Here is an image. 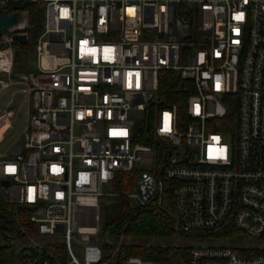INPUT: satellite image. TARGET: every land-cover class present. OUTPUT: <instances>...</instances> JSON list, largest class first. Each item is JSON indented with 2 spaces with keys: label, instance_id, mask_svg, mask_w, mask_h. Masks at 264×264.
Masks as SVG:
<instances>
[{
  "label": "built area",
  "instance_id": "1",
  "mask_svg": "<svg viewBox=\"0 0 264 264\" xmlns=\"http://www.w3.org/2000/svg\"><path fill=\"white\" fill-rule=\"evenodd\" d=\"M25 2L42 9L43 27L24 73L11 76L13 52L0 50V88L17 85L22 95L16 111H0L1 135L27 108L21 142L0 155V193L28 208L35 234L50 240L42 246L23 229L32 246L18 253L21 264L118 257L121 242L93 240L96 211L105 187L135 164L148 169L138 171L131 203L155 209L171 193L175 231L203 244L187 248L186 264H264V246L231 236L264 243V0H0V7ZM4 14L20 21L0 33L3 43L15 34L28 41L27 12ZM141 128L152 145L136 142ZM87 211L92 225L83 222Z\"/></svg>",
  "mask_w": 264,
  "mask_h": 264
},
{
  "label": "trees",
  "instance_id": "2",
  "mask_svg": "<svg viewBox=\"0 0 264 264\" xmlns=\"http://www.w3.org/2000/svg\"><path fill=\"white\" fill-rule=\"evenodd\" d=\"M23 11L28 14V27L26 30L28 42L26 45H21L15 41L11 43L15 51V57L19 54H32L43 27V11L36 3L28 2L16 3L7 8L0 7V14L10 12L19 14ZM172 87L175 88L176 93L182 92V85L179 83L173 84ZM148 131V128H141L136 142L152 145L151 138L146 139L143 136ZM216 131H223V128L219 127ZM137 175L138 171L135 169L129 173L119 172L117 174L112 183V195L109 196L108 202L103 206L102 231L113 238L125 236L128 239L159 241L174 237L177 232L174 229V214L169 201L171 193L167 192L165 197L168 204L155 209L137 207L127 198L126 195L131 190ZM29 218L30 211L28 208L9 205L0 193V264H21V256L18 253L23 252L24 249L17 252L11 243L23 237L20 227L31 235H35L34 227L29 223ZM107 248L111 249L109 246ZM50 249L55 255L64 258L61 246H54ZM187 253V247L170 246L160 242L122 244L118 257L113 258L110 264H120L121 260L127 257H138L143 261L156 264H186Z\"/></svg>",
  "mask_w": 264,
  "mask_h": 264
},
{
  "label": "rangeland",
  "instance_id": "3",
  "mask_svg": "<svg viewBox=\"0 0 264 264\" xmlns=\"http://www.w3.org/2000/svg\"><path fill=\"white\" fill-rule=\"evenodd\" d=\"M3 37L4 35H0V50H3L5 48H10L11 51L13 52V63H12V75L13 77H16L17 75H20L24 73L27 69V59L28 57H31L32 54L29 55H22L19 54V56L15 57V51L12 47L11 44H6L3 43ZM26 56V57H25ZM34 57H31L30 59H33ZM15 61V62H14ZM35 61L33 60L32 63L31 61L29 62L30 67H34ZM22 102V95L19 92V86H12L8 88H0V111H2L5 107H9V110L16 111ZM26 115H27V108H26V103L23 106L22 110L20 113L16 116V120L13 123L11 129H9L6 134L4 135V138L0 141V155H5L8 153V151L12 148V146L17 145L18 143L21 142L22 140V133L24 132L26 128ZM164 146L166 148H170V144L167 141H164ZM146 165H137L135 164V170L140 171V170H147ZM104 192L107 194L106 197H103L100 199V206L96 211V215L99 218L98 221V234L93 237L94 242L103 247L104 245L107 244H118L121 242L123 245L124 244H148V243H161V244H168L170 246H180V247H193V246H202L203 244L201 243H194L188 241L184 236L177 234L174 235V237L167 239V240H149V239H128L127 237L123 236L121 239V236H118L116 238L110 237L107 234H105L102 231V223H103V218H104V208L105 204L109 200V195L112 194L113 192V184L110 186L105 187ZM164 204H168L165 201H163ZM163 204V205H164ZM157 208V207H155ZM86 215L88 216V219L84 220L83 222L89 225L93 224V221L91 219L92 216V211H87ZM19 226V225H18ZM20 227V226H19ZM21 233L23 234V229L20 227ZM31 235V234H30ZM234 239L243 241H246V245L254 248H262L264 246L263 242L260 241H254L250 239L249 237L241 234L240 232H236L234 234H231ZM32 238L35 242L38 244H41L42 246H46V241H49L50 238L40 236L38 234L32 235ZM53 239L58 240L61 238L59 234L52 236ZM238 243V241H236ZM11 245L15 248V250L18 252L22 248H30L32 246V243L29 242L26 238L22 237L21 239H17L12 241ZM49 248V247H47ZM259 249H254V252ZM262 250V249H260ZM73 252L75 256L81 260V252L80 249L75 246V243L73 242Z\"/></svg>",
  "mask_w": 264,
  "mask_h": 264
},
{
  "label": "water",
  "instance_id": "4",
  "mask_svg": "<svg viewBox=\"0 0 264 264\" xmlns=\"http://www.w3.org/2000/svg\"><path fill=\"white\" fill-rule=\"evenodd\" d=\"M20 21L18 19V16L16 14H11V15H6V14H2L0 15V33L4 30H6L8 27H11L15 24H17V22ZM12 40L21 44V45H26L27 44V36L25 34H15L12 36ZM20 151L19 147H16L14 149H12L9 152V155H17ZM3 186H7V182H2Z\"/></svg>",
  "mask_w": 264,
  "mask_h": 264
},
{
  "label": "bare ground",
  "instance_id": "5",
  "mask_svg": "<svg viewBox=\"0 0 264 264\" xmlns=\"http://www.w3.org/2000/svg\"><path fill=\"white\" fill-rule=\"evenodd\" d=\"M9 58L5 57L1 61V67L7 66L8 65Z\"/></svg>",
  "mask_w": 264,
  "mask_h": 264
},
{
  "label": "snow or ice",
  "instance_id": "6",
  "mask_svg": "<svg viewBox=\"0 0 264 264\" xmlns=\"http://www.w3.org/2000/svg\"><path fill=\"white\" fill-rule=\"evenodd\" d=\"M236 18H237V19H241V18H242V15H241V16H237ZM164 130H165V131L168 130L167 123H166V125H165V129H164ZM219 151H220V153L222 154L224 150H223V149H220Z\"/></svg>",
  "mask_w": 264,
  "mask_h": 264
},
{
  "label": "crops",
  "instance_id": "7",
  "mask_svg": "<svg viewBox=\"0 0 264 264\" xmlns=\"http://www.w3.org/2000/svg\"><path fill=\"white\" fill-rule=\"evenodd\" d=\"M1 138H4V136H3V135H1V133H0V139H1Z\"/></svg>",
  "mask_w": 264,
  "mask_h": 264
}]
</instances>
